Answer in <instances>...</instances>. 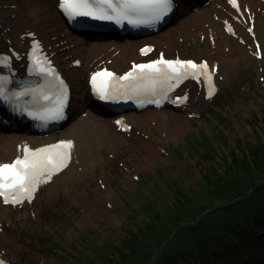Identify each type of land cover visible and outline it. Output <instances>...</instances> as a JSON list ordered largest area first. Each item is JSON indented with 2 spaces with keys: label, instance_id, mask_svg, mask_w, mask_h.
I'll list each match as a JSON object with an SVG mask.
<instances>
[{
  "label": "rangeland",
  "instance_id": "374dc122",
  "mask_svg": "<svg viewBox=\"0 0 264 264\" xmlns=\"http://www.w3.org/2000/svg\"><path fill=\"white\" fill-rule=\"evenodd\" d=\"M6 2L8 0H0V8H5ZM19 3L21 4L22 0H17V4ZM180 6L179 11L184 9V6ZM44 23L45 20H41L38 25ZM256 25L259 30L256 39L260 42L258 44L263 52L264 32L261 31V26ZM56 32L57 30H52L51 33L46 31V37L42 41L52 42L54 52L57 53L60 61L57 66L66 71V54L62 49H58L55 37H52ZM206 40V36L198 35L197 39H192L189 43L185 41L176 43L172 50L164 53L172 56L178 52L182 57L208 58L209 53L214 51L212 44H208ZM62 42L60 40L57 44ZM253 45V38L245 39L246 51H249ZM239 54L236 51L232 57ZM212 59L220 61L222 58L217 54ZM259 61L258 64L240 61L232 65V78L216 96L200 107L191 128L179 141L160 145L162 159L155 161L153 165H144L145 151L135 153L132 146L128 145L121 149V154L113 164L107 165L103 170L99 168L96 173L90 172L88 176L82 175L80 178L85 180L82 182L79 180L74 188L71 187L70 192L61 190L45 199L41 209L32 216L28 214L31 218L36 214L38 216V221L33 224L30 222L31 226L24 218L14 217L15 222H23L20 223L23 225L20 230L22 234L29 229H34L36 232L33 244L36 257L34 264H75L76 257L80 258V255L85 258L89 255L94 264H112L120 257L118 249L124 246V241L130 233L148 225L154 219L156 211L166 214V219L170 220L171 211L161 208L174 206L178 202L183 205L180 210L188 211L190 214L193 212L191 206L193 203L215 204L191 221L192 225L197 223L199 225L188 230L190 241L204 238L206 242L211 240L212 243L214 232L204 228L212 223H218L219 231L224 234L231 232L232 227L225 223L226 218L229 219L231 215L233 218L242 217L245 223L253 221L249 229L259 239L258 241L264 243V232H260L264 230V221L259 222L258 219L252 218L251 215L255 212L245 215L244 218L236 208L224 209V206L215 202L214 199L228 197L230 194L226 195L224 192L233 185L224 184V187H220L221 184L217 181L208 183L211 175L213 178L217 175L224 176L226 165L232 161V157L245 155L254 158L250 156L251 144H264L263 53ZM4 127L5 125L0 122V133L7 132ZM141 132L149 131L144 128ZM157 134L154 131L150 137L156 138ZM261 158L264 159V156ZM237 172L245 175L241 167ZM259 177L262 178L261 175ZM221 188L223 191L218 193ZM214 192L217 193L212 196ZM2 210L0 208V212ZM197 214L192 215L197 216ZM5 223L12 225L9 222ZM245 223L242 226H245ZM239 226L236 228H240ZM221 235H217L218 239ZM174 241L175 239L171 245ZM147 244L154 243H142L136 248L141 249L143 253ZM180 245L181 241L174 243V246ZM221 245L227 248L226 244ZM131 247L134 249L133 246ZM98 248H102L101 253L107 255L105 260L103 256L97 257L95 250ZM171 250L173 249L169 251ZM137 252L140 253L138 250ZM242 254L234 253L231 263L236 264V260L241 258ZM133 258L134 256H130V261ZM151 258L147 264L160 262L163 264L162 261L165 260H169V264H199L202 259L197 252L192 253L188 247H183L176 259L169 258V255L165 257L161 250H156ZM242 259L245 264H264V255L245 252ZM80 260L81 264H87L82 257L76 264H80ZM210 263L211 261L208 260L207 264ZM22 264L28 263L23 259Z\"/></svg>",
  "mask_w": 264,
  "mask_h": 264
},
{
  "label": "bare ground",
  "instance_id": "6f19581e",
  "mask_svg": "<svg viewBox=\"0 0 264 264\" xmlns=\"http://www.w3.org/2000/svg\"><path fill=\"white\" fill-rule=\"evenodd\" d=\"M184 9L175 14L165 27L146 38H114L108 35H91L82 40L81 35L69 30L67 21L58 10L55 0H8L5 8H0V54H9L10 48L17 53L11 58L18 73H24L23 52L30 42V32L43 39L45 33L57 30L55 44L66 54L65 76L68 79L70 94L74 98L68 107V114L59 128L47 134L38 135L28 127L17 124L16 127L5 126V133H0V162H12L18 155L23 156L21 146L30 149L58 143L61 140L73 141L71 158L68 166L52 179L41 185L29 203L5 204L0 197V259L6 264H22L23 259L28 264H34V229L21 233L23 225L15 222L14 217L24 218L30 222L38 221V209L44 200L58 191L70 192L88 176L96 173L99 168L105 169L113 164L121 154V149L130 145L135 153L146 152L144 165L151 166L162 159L160 145L170 141H179L191 128L200 107L207 104L212 97H207V91L202 80L184 81L176 90L172 100L187 96V101L179 103L173 101L170 108H147L133 114H121L113 117L106 114L92 100L86 83L87 75L92 68L107 64L116 72L127 71L134 63L142 59L139 48L141 44L150 43L158 53L170 51L180 41L190 42L198 35L207 37L206 42L212 44L213 51L206 59L209 71L214 72L211 84L215 85L216 96L220 89L232 78V65L240 61L260 63L263 52L256 43L249 51L245 50V39L253 38L257 41L258 26L264 32V0H238V8L233 7L229 0H181ZM204 2V3H203ZM203 3L196 6V4ZM249 19H253L252 31ZM41 20L44 24L38 25ZM40 26V27H39ZM231 26L232 32L228 31ZM201 37V36H199ZM62 40V43L57 44ZM255 42V41H254ZM260 43V42H257ZM46 55L54 64H59V57L52 46V42H41ZM216 51V52H215ZM238 51V56L232 57ZM222 59L215 61L213 56ZM180 53H174V57ZM22 60V61H21ZM79 61V64L76 62ZM55 81L52 82V84ZM159 86H157L158 88ZM206 87L210 84L206 83ZM122 120L128 125V130L117 125ZM146 128L149 132L142 133ZM157 132L156 138H151L152 132ZM26 217V218H25ZM5 222L12 224L7 225ZM36 243V242H35ZM13 261V262H11Z\"/></svg>",
  "mask_w": 264,
  "mask_h": 264
},
{
  "label": "snow or ice",
  "instance_id": "6c2138e0",
  "mask_svg": "<svg viewBox=\"0 0 264 264\" xmlns=\"http://www.w3.org/2000/svg\"><path fill=\"white\" fill-rule=\"evenodd\" d=\"M229 2L238 8L237 0ZM59 7L65 14L75 18L76 16H90L102 21H114L117 24L127 21L132 25L152 24L162 20L173 10V0H59ZM228 31L232 32L231 26ZM252 31L251 28L248 29ZM38 46V42L33 48ZM151 48H142L141 54L146 55ZM10 57L0 56V64H8ZM34 62L39 71L44 74L52 73L54 70L48 66L50 61L46 57L34 56ZM76 63H79L77 61ZM207 62L196 63L193 60L165 59L163 53L160 58L148 63L133 64L130 71L123 75L109 71L98 70L91 74V85L93 92L102 100L115 99L120 96L132 98L133 95L143 94L156 95L159 86L163 99H168V93L174 91L185 80H199L205 77V82L210 84L209 98L214 94L215 85L211 84L214 72H209ZM59 94L55 99L54 109L47 110L48 116L41 119H60L67 100V86L59 80ZM27 90L16 93L17 97L27 95ZM45 101L52 99L51 96L41 93ZM0 98L8 100L5 95L4 78L0 77ZM187 99V96L178 97L177 100ZM148 103L159 105L161 100L151 99ZM28 115L35 113L29 111ZM117 125L128 130V125L117 120ZM73 141L61 140L56 144L30 149L27 145L21 146L23 156H17L12 162H0V197L5 204L29 203L34 199L38 188L48 183L53 175L59 173L68 166L71 158ZM0 264H6L0 259Z\"/></svg>",
  "mask_w": 264,
  "mask_h": 264
},
{
  "label": "trees",
  "instance_id": "16d2710c",
  "mask_svg": "<svg viewBox=\"0 0 264 264\" xmlns=\"http://www.w3.org/2000/svg\"><path fill=\"white\" fill-rule=\"evenodd\" d=\"M250 156L254 158H249V156L245 155L242 157H240V155L232 157V161L226 165L224 176L218 177L217 175L216 178H213L211 175V179L208 183H215L217 181L218 184H221L220 187H224V184L233 185L232 187H228V191L224 192L226 195L230 194L228 197L225 199L221 198L220 200L214 199L215 202L220 204L225 203V206L223 207L224 209H230L232 207L236 208L244 218L245 215L255 212L251 217L262 222L264 221V159H262L261 156H264V144H251ZM239 167L245 171V175H241L237 172ZM213 171H215V168H213ZM260 175L262 178L259 177ZM232 178L237 179V181H234ZM222 191L223 188H221L218 193H221ZM216 193L217 192L212 193V196ZM232 196L234 199H232ZM214 205L215 204L206 205L193 203L191 204L193 210L191 214L188 211L180 210V207L183 206L180 202L174 206L162 207V210L171 211L169 213V216L171 217L170 220L166 219V214L161 211H156L154 219L148 225L140 227L138 231L129 234L124 241V246L118 249L120 257H118V260L112 264H147L152 259L151 257L156 250H161L165 257L169 255V258L173 257V259H176L178 253L183 247H188L192 253L197 252V254L202 257L199 264H207L208 260L211 261L210 264H232L231 261L234 257V253L244 254L245 252H250L258 256L264 255V243L258 241L259 239H257V237L253 235L254 233L249 229L250 226L253 225V221H247L245 223L243 222L244 219L240 216L233 218L230 215L229 219L226 218L225 223L229 224L233 230L231 232H226L225 234L219 231L220 226H218V223H212L205 226L204 228L206 230L214 232L215 238L213 237L214 240L212 243L210 242L211 240L206 242L204 238H199L197 241H190V239H188L189 236L187 235L188 230L199 225V223L192 225L191 221L195 220ZM185 212L188 216H186ZM193 213L198 214L197 216H193ZM152 215L154 214L152 213ZM243 223H245V226H242ZM237 226L240 228H236ZM260 232L262 233L264 230ZM219 234H222L220 239L217 237ZM180 237L182 239H180ZM171 239H175L174 243L176 241H181V245L179 247L174 246V243L171 245V242L173 241ZM142 243L154 244H147L145 250L141 253V249L136 247ZM164 244L165 246L163 247ZM221 244H226L227 248L222 247ZM131 246H133L134 249H132ZM171 248L173 250L169 251ZM137 250L140 253H138ZM95 251L97 257L100 258L103 256V259H106L107 255L101 253L102 248H98ZM231 251L234 252L231 253ZM243 254L241 255V258L236 260V264H245L242 259ZM248 255L250 257V254ZM130 256H134L132 261H130ZM81 257L87 261V264H94L89 255L86 256V258L83 255H80V258ZM80 258L76 257L75 264ZM203 259L207 260L204 261ZM214 259L215 261H213ZM81 262L82 261L80 260V264ZM162 263L169 264V260L162 261Z\"/></svg>",
  "mask_w": 264,
  "mask_h": 264
}]
</instances>
